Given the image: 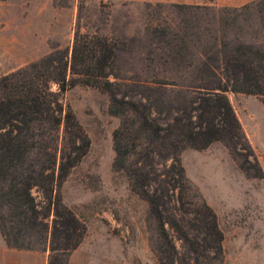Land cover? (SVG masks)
I'll return each mask as SVG.
<instances>
[{"label": "trees", "instance_id": "1", "mask_svg": "<svg viewBox=\"0 0 264 264\" xmlns=\"http://www.w3.org/2000/svg\"><path fill=\"white\" fill-rule=\"evenodd\" d=\"M251 6L258 9V29L243 31L237 25L239 10L223 8L224 17L213 18L221 32L185 22L182 35L165 42L176 49L167 58L177 68L194 66L189 56L201 59L191 82L180 87L170 83L179 88L178 99L163 112H154L140 90L126 96L112 87L107 76L115 48L100 37L74 34L69 55L55 51L1 76L0 235L5 245L43 251L47 243L46 264H68L85 236L86 227L60 195L62 183L90 145L62 100L67 89L83 84L106 93L108 113L118 119L111 135L112 169L124 173L130 191L147 206L149 247L157 264H221L223 236L216 216L185 176L180 155L217 142L245 178L263 177L224 95L254 96L264 107V1L240 8ZM225 30L231 41L218 39ZM243 34L252 43L240 42Z\"/></svg>", "mask_w": 264, "mask_h": 264}, {"label": "rangeland", "instance_id": "2", "mask_svg": "<svg viewBox=\"0 0 264 264\" xmlns=\"http://www.w3.org/2000/svg\"><path fill=\"white\" fill-rule=\"evenodd\" d=\"M258 1L264 0H0V77L55 51L69 55L74 34L100 37L115 48L107 76L112 87L126 96L140 90L153 103L154 112H163L178 99L179 88L170 83L180 87L191 82L201 59L189 56L194 66L177 68L167 58L176 49L165 42L174 43L185 22L197 23L199 30L216 28L213 18L224 17L223 8L239 10L237 25L243 31L258 29V9L240 8ZM225 32L217 34L218 39L231 41L232 34ZM238 38L252 43L244 34ZM224 95L263 177L245 178L217 142L197 152L185 149L191 151L181 165L216 216L223 236L221 264H264V107L254 96L229 91ZM62 100L90 142L60 188L63 205L86 227L83 251L89 254L95 248L103 259L156 261L148 241L147 206L130 191L124 173L112 169L111 135L118 119L108 113V95L77 84L63 93ZM0 239L3 242L1 235ZM42 252L47 256V243Z\"/></svg>", "mask_w": 264, "mask_h": 264}, {"label": "crops", "instance_id": "3", "mask_svg": "<svg viewBox=\"0 0 264 264\" xmlns=\"http://www.w3.org/2000/svg\"><path fill=\"white\" fill-rule=\"evenodd\" d=\"M223 5H229L224 2ZM187 151L181 153V163ZM197 152V151H195ZM83 241L70 255L68 264H157L155 260H119V259H103L95 254V248L90 253L83 251ZM47 256L42 251L37 250H14L8 248L4 241L0 239V264H46Z\"/></svg>", "mask_w": 264, "mask_h": 264}]
</instances>
